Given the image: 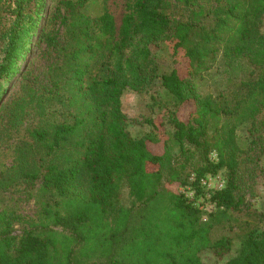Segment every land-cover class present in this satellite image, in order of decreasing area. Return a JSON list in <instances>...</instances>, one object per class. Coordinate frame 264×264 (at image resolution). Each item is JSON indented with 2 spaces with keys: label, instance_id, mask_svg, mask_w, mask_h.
I'll return each instance as SVG.
<instances>
[{
  "label": "trees",
  "instance_id": "1",
  "mask_svg": "<svg viewBox=\"0 0 264 264\" xmlns=\"http://www.w3.org/2000/svg\"><path fill=\"white\" fill-rule=\"evenodd\" d=\"M94 2H60L59 43L45 33L47 24L40 27L45 0H0V100L21 74L35 35L54 56L48 85L29 84L9 111L10 130L30 113L35 119L12 148V174L40 180L50 198L33 220L0 212V264H203L199 253L207 249L223 259L231 238L212 241V225L199 222L195 202L203 197L220 215L238 208L239 171L254 153L240 148V126L249 124V143L264 152V0H125L118 28L105 7L82 11ZM158 43L173 62L161 76L171 107L158 122L147 121L154 132L133 138L121 96L156 79L150 46ZM217 62L236 82L200 94L195 80ZM221 170L224 186L205 192L200 181ZM123 184L129 208L119 204ZM250 215L255 225L219 264H264V224Z\"/></svg>",
  "mask_w": 264,
  "mask_h": 264
},
{
  "label": "rangeland",
  "instance_id": "2",
  "mask_svg": "<svg viewBox=\"0 0 264 264\" xmlns=\"http://www.w3.org/2000/svg\"><path fill=\"white\" fill-rule=\"evenodd\" d=\"M61 1L63 0H45V8L40 23V27L47 24L44 28L45 33L56 36L59 43L64 41L60 22L65 16V9L61 5ZM70 1L74 2L76 0ZM103 7L113 16L118 28L125 12V0H97V2L88 4L82 11L95 14ZM262 31L264 32V18ZM150 52L157 70L156 79L142 92L127 89L121 96V109L127 119V130L133 138H140L148 132H154L147 121L158 122L159 118L161 119L164 115L165 106L171 107L170 97L161 85V76L168 74L173 69L172 59L166 45L163 43L151 45ZM53 60L54 56L50 48L35 35L29 45V52L25 56V60L19 63L21 74L11 86L9 85L7 93L0 100V212L14 214L21 222L37 218L41 202H47L50 197L40 192V180L31 182L16 179L15 175L12 174L14 166L12 148L22 140L25 135V128L32 126L35 119L33 113H30L15 130H10L9 111L15 98L20 97L27 90L26 86L29 84L34 86L33 82L48 85L46 73ZM220 69L221 65L217 62L195 80L200 94L212 93L216 95L224 88L229 90L236 82L228 81V77L222 69L220 72ZM260 118H264V110ZM164 125L166 133H171V128L165 118ZM248 127L249 124L247 123L237 129V141L240 148L248 150L249 147H252L251 150L254 152L250 155V159L243 161L239 171L237 190L234 195L238 208L227 213V215H220L217 214L218 212L214 210L212 205L203 200V197H199L195 202V205L199 204L201 210L199 222L204 226L212 225L210 227L212 241L221 237H230L232 242L230 253L223 259H219L209 249L200 251L199 256L203 264L223 263L236 254L244 238L246 228L255 225V221L250 215L251 211L259 220V223L264 224V152L261 153V148L258 145L249 143L250 138L246 131ZM156 150L162 152V146L156 147ZM173 152H176V149ZM192 176L191 174L189 178L191 179ZM215 177L225 183L224 170H221ZM14 178L15 180L11 182L10 180ZM188 188L190 187H182L179 190L180 192L183 190L188 194ZM206 197H209L208 193ZM119 204L125 208H129L132 204L129 190L125 184L120 189ZM210 213H212V216L215 214L220 216L212 218ZM22 229L23 225L17 223L14 225L13 230L16 235H19ZM76 257L82 263L88 259L82 254H78Z\"/></svg>",
  "mask_w": 264,
  "mask_h": 264
},
{
  "label": "built area",
  "instance_id": "3",
  "mask_svg": "<svg viewBox=\"0 0 264 264\" xmlns=\"http://www.w3.org/2000/svg\"><path fill=\"white\" fill-rule=\"evenodd\" d=\"M214 157V156H213ZM200 184L208 191V190H220L224 186V181L220 180L219 178L215 176H206L204 179L200 181ZM186 194L183 190H181V193H183L186 197L192 198L194 191H192L190 188H188Z\"/></svg>",
  "mask_w": 264,
  "mask_h": 264
}]
</instances>
